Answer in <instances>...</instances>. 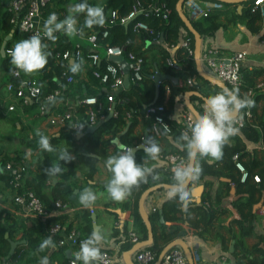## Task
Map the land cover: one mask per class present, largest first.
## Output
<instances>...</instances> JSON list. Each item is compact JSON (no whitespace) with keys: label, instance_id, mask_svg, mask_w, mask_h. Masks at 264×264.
I'll return each instance as SVG.
<instances>
[{"label":"trees","instance_id":"16d2710c","mask_svg":"<svg viewBox=\"0 0 264 264\" xmlns=\"http://www.w3.org/2000/svg\"><path fill=\"white\" fill-rule=\"evenodd\" d=\"M252 1H245L246 6L238 17L245 19L247 30L251 33H258V38L264 42V26L259 24L261 19L264 21V9L260 11L258 6L252 7ZM80 2H83V0H53V2L51 0L52 6L47 3L42 14L46 15L56 6V9H61L64 14L63 16H65L68 13L64 5ZM135 2L143 10L135 13L126 24L119 23L117 18L111 22L109 21L111 10L115 11L117 17L123 16L130 12ZM160 2H163L165 7L170 10L166 19L161 18L160 15H154L150 9L151 6H155ZM175 2L176 0H87V3L90 5L103 7L106 20L103 27L95 26L91 29L85 27L83 33L93 32L95 43L103 49L107 45H120L124 56L128 51L141 56V79L136 82L129 81L125 88L118 89L116 94H114L113 101L117 100V112L114 116L109 117L107 120H103V118L99 119L94 129L86 130L80 136L68 129H59L56 133L49 136L52 145L57 151L45 152L40 149L39 154L35 158L38 162L39 170L29 175H27L26 164L20 191L25 190L33 193L38 198L45 213L43 215L27 213L21 217H13L3 209H0V259L6 261V264H19L22 260L26 264L40 263L39 258L44 256L50 247L40 250L39 246L43 239L48 236H52L55 247L64 246L65 243L57 245V241L73 228L66 214L55 213L54 202L58 200L63 206L69 205L73 201L70 196L73 194L75 188H79L80 191L76 175L78 164L82 166L83 179L85 181L92 180V175L96 171L97 161L99 158L106 156L105 149L100 146V136L106 131L114 132L123 123L122 114L128 113L130 116H133L139 110L144 111L143 105H147L151 101L154 93V80L152 78L154 70L160 73L172 74L183 82L186 78H191L192 80L191 86H187L184 83L172 85L168 80L159 82L158 93L154 103L163 101L164 86H168V94L164 103V112L167 114L172 111L176 101L182 102V94L185 90H197L201 95L206 97L220 90V88L208 83L196 74L191 53L188 54L184 48L177 49V51H180L178 56L181 69L179 71H173L164 64V58L169 53L162 43L176 44V41L181 37V29L185 30L184 35H182L183 39L187 40L189 48L192 49V35L186 30L176 14L174 9ZM187 4V0H183L181 8L192 28L200 36V53H202V42L206 38H209L216 29L224 27L225 24L218 20L220 12L216 7L210 8L205 15H193ZM20 11H22V8ZM56 13L57 15L60 14L59 11ZM9 16L10 11L8 10L6 0H0V45L4 37L8 36L4 41L3 49L13 48L18 41L28 38L17 26H13L9 22ZM231 18H234V16L232 15ZM84 19V14L78 15V26H83ZM137 21L144 22L148 28L152 29V33H146L142 29H133L132 25ZM103 31H106L104 36H102ZM56 35L58 39L55 43L48 41L47 38L43 39V42L48 45L51 55L48 57V63L45 68L36 72L34 77L40 88L41 95L57 89V95L64 96L68 95L72 87H80V83L74 84L73 81H65L66 75L70 74L73 78H76L78 73H71L68 59L64 60L59 56V53L64 49L72 48L73 43L70 37L63 33H57ZM160 35L162 36L160 42L155 43ZM136 39H139L137 44H135ZM145 42H149L145 47L146 49H153V52L149 55L144 53L146 51L143 48ZM79 48L82 55L88 52L80 45ZM10 60L9 54L3 53V55H0V89H2L6 81H12L14 84L18 81L16 77L10 75V71L14 67L10 63ZM108 62L110 60L106 56L100 57L94 67L101 71ZM205 71L208 70L205 69ZM88 72V78L94 86L98 88L99 86L103 88L107 87V84L101 83L98 78H95L91 74L90 69H88ZM240 76L241 82L237 87L229 84L227 86L230 89L238 88L242 97L245 96L244 93L248 88L252 89V94L248 96L253 101V105L249 107L251 115L249 118L242 117L241 124L236 125L238 131L230 137L228 143L223 147L221 159H199L202 174L198 180L190 182L188 188L190 191L193 184H203V186L208 185V187L202 190L197 201L191 199L190 194V203L187 211L182 210L181 204L178 201H169L165 198L161 201L158 208L149 213L148 219L152 229V241L145 247L154 253V260L166 242L175 237H182L185 234L182 226L177 223L165 225L159 221V217H161L163 221L179 220L185 223L199 240L207 238L215 240L221 254L225 255V261L229 264H264V229H256L259 216L253 209V205L259 202V207L263 210L262 217L264 216V92L255 88L257 79H261L262 82L264 81V66H254L252 68L240 67ZM85 90V95H96L100 100H104V96L106 95L104 92L94 94L95 89L88 90L86 88ZM175 97L177 98L175 99ZM191 99L197 100V103H193V106L200 114L203 111V100L195 95L191 96ZM258 100H262L263 104L261 111L256 114L255 105ZM45 104L47 105V101ZM182 105L184 110H187L185 105ZM34 107L35 103L29 101L23 106V110H32ZM48 107L51 108L52 105ZM242 111L239 117H241ZM106 112L107 110L103 108L102 113L106 114ZM75 113L81 119L85 116L84 107L79 102L75 105ZM170 133H175L177 137L180 136L175 126H172ZM21 140L25 143V148L30 144V141L26 139ZM61 141L72 149L74 158L66 164L61 161V166L65 167L66 171L52 181L53 178L45 175L43 169L57 161L58 146ZM14 152L12 159L22 158L26 162L27 158L22 150ZM172 152H179L186 159L185 151L177 149ZM88 153H92L96 157L88 155ZM233 154L237 155V160L246 172V176L242 181L239 180L240 172L235 167L231 158ZM5 159H8V156L5 155L0 160V180L7 186L8 176L2 164ZM254 174L258 176V181L252 180V175ZM164 175L165 177L161 175L162 179L158 182H153L149 178L147 183H141L132 190L131 215L135 228L134 232L138 239L146 237V229L137 212V197L148 185L161 182L173 183L172 179H168L165 173ZM208 178L211 179V182H208ZM228 196H231V199H227ZM225 201L229 202L237 213V217L232 219L231 226H225L228 237H224L219 231V228L223 226L221 220L218 224H215V220L218 219L219 214L227 212L224 204ZM124 206H127V203H124ZM82 219L83 225L77 226L73 230L77 237L85 238L91 233L90 218L87 213H83ZM51 222H58L60 225V229L55 233L48 232ZM232 225L235 227L233 228ZM5 232L11 238L13 237L12 233H20L15 248L11 253H9V239L4 236ZM117 234V230L113 229L111 237L115 239ZM249 236L255 238L251 245H247L245 242V239ZM231 240L232 249L229 250V242ZM130 245L129 241L122 243L119 251L127 249ZM55 259L56 251L53 250L47 257V264L65 263L55 261Z\"/></svg>","mask_w":264,"mask_h":264},{"label":"crops","instance_id":"0c3cea01","mask_svg":"<svg viewBox=\"0 0 264 264\" xmlns=\"http://www.w3.org/2000/svg\"><path fill=\"white\" fill-rule=\"evenodd\" d=\"M188 1L189 0H187V2ZM190 1L193 4L194 3L197 4L198 6H208V7L212 6L214 3H217L218 5L216 9L220 12L218 15V20H220L221 23L225 24L224 27L216 29L209 38H206L202 42V47H203L202 52L205 51L206 49H212L215 51L217 55L225 58L229 56L230 53L233 51H244L245 55H244V59L241 61V67L252 68L254 66H261V65L264 66V42L258 38V33H251L247 30V28L245 27V19H241L240 17H238L241 11L246 6L245 1H242L240 3H224L218 0H190ZM49 5L52 6L51 0L49 1ZM70 5L73 4L68 3L64 5L65 9L67 10ZM238 5L239 7H237ZM259 10L260 11L263 10L262 7H260ZM50 11H53L55 13L59 11L60 13L59 14L60 16L58 15L59 18L60 19L64 18L63 16L64 14L62 10L61 9L57 10L56 6H54ZM232 15L234 16V18H231ZM45 19H46V15L43 14L40 17V19H38V25L41 28H43V22ZM259 24L261 26H264L263 19L260 20ZM184 33L185 30L181 29V37L176 41V44L174 45L165 46L164 42L162 43L163 46L167 49L169 55L174 57L176 61L179 63H180V59L178 54H180V51H177V49L183 48L181 43L183 41L182 35H184ZM70 39L73 45L75 43H78L80 46L84 47L87 51L96 52L99 58L106 56L104 53V49L101 46L96 45L95 47H93L90 45V43L87 41L85 37V34L76 35L70 37ZM138 42L139 39H136L135 44H137ZM147 44H149V42H145L143 48H145ZM152 52L153 49H146V51H144L146 55H149ZM68 61L70 64V61L73 60L68 59ZM200 64H201V68L204 71L205 69L208 70L205 72L211 74L209 68L202 60H200ZM120 72L122 74V79H123L124 71L121 66H120ZM88 73H89L88 67L84 64L83 70L77 74V77L74 78L73 81L74 84L80 83V87H76V86L72 87L68 95L55 96V102L53 103H49V101H47L48 106L52 105L50 110L58 111V110H63L64 108L65 109L70 108V110L75 111V105L79 102V100H81L82 97L85 96L84 93L86 91L85 90L86 88L88 90L95 89L94 94H99L101 92L107 94L108 91H105L104 90L105 88H103L102 86H99V88L97 86H94V84L88 78ZM20 74L26 78H34L36 72L32 74H25L21 71ZM257 81L262 82L261 79H257ZM128 82L129 79L125 83L122 80V85L120 88H125L128 85ZM182 83L183 81L177 78V85H180ZM3 89H4V85L1 89V92L4 93ZM259 90H262L264 92V81L262 82V87ZM117 91L118 90L114 89L113 94H116ZM167 94L168 91L164 90V99L162 101L163 103H165ZM191 96L189 97L191 103L192 104L197 103V100L196 99L192 100ZM176 98L177 97H175V99ZM182 104L183 101L182 102L176 101L172 111L168 114L166 113L171 123H176L180 119L182 113L185 111ZM262 104H263L262 100H258L256 102L255 105L256 114H258L261 111ZM15 105H16L15 109L12 111L11 110L8 111L6 108L2 109L4 111L2 113L6 114V118H7L6 120H8L7 123L9 124V128L12 130V132H14V137L16 138H12L6 134L1 135L0 157H4L5 155L13 156L15 153L14 151L22 150L27 158L26 160L27 175H29L39 170L38 162L35 160L36 156L40 152V148L38 147L39 137L36 135L37 131H40L47 136H50L56 133L59 130V127L50 125L43 117L39 116L36 113L35 107L32 110L24 111L23 110L24 105H18L17 101H15ZM109 105L111 106V110H107L106 114L102 113L103 120H107L109 117L114 116L117 112L116 99L114 101L112 100L111 102H109ZM143 112L144 111L139 110L133 116H130L128 113L122 114L121 118L123 120V123L120 126H118L114 132L106 131L100 136V146L105 149L106 156L104 158H99V160L97 161L96 171L92 175V180L85 181L83 179L82 166L81 164H78L76 175H77L78 184L80 186V191L79 188L76 187L71 197V199H73L72 203L55 209L56 214L67 215V219L71 222L73 229L76 228L77 226L83 225L82 214L87 213L90 218V223H89L90 230L92 231L94 228L99 227L106 236V243H104L101 250L109 251L113 255L114 257L113 264H124L121 258V252L123 250L119 251V248L122 243L129 241L128 232L135 231L133 225V218L131 215L133 193L126 201L122 203L115 202L108 197L106 191V184L103 183V181L108 176V171L105 167V160L109 155L115 154L118 151L117 144H114L113 142L117 141L119 144H124L132 147L133 145L140 142L141 139L144 140V137L146 135L153 136L160 144L162 148V152H161L160 160L159 161L148 160V166L157 165V171L160 173V175H163V177H165L164 173L166 174L164 170L165 162L163 159V154H165L166 152H172L177 149L178 150L180 149L176 146L177 136L175 133L169 132L159 136L153 135L150 132L148 126L149 121L147 117L144 116ZM77 118L80 117L77 115ZM84 129L82 130V132L77 133V135L80 136L83 132H85ZM21 139H26L27 141H30V144L25 148L24 145L25 143ZM2 140L5 141V143H2ZM13 141H15L16 143L15 146L13 148L8 149L7 147L9 146V143L11 144ZM64 148H67L69 153L74 158L72 149L69 146L65 145L63 141H61V143L58 146V151ZM88 155L95 156L92 153H88ZM144 157H145V153L143 152L142 148L135 150V159L138 164L143 163ZM209 181L211 182L210 178H208V182ZM198 185L201 186L198 194V198H199L202 190L207 189L208 185L206 186L205 185L203 186V184H198ZM198 185L193 184L191 188ZM85 187H91L97 196L95 203L88 208H84L79 203L78 193L81 192ZM166 191L167 188L159 187L145 196L143 200V208L148 215L155 208H158L161 201L166 198L165 196ZM191 199L196 201L195 197L192 195H191ZM227 199H231V196H228ZM124 203H127V206H124ZM224 204L227 209V212L219 214L218 219L215 220V224H218V222L221 220L223 226L219 228V231L224 237H228V232L226 231L225 226L226 225H229V227L231 226L230 224L232 223V219L237 217V213L229 204V202L225 201ZM136 206H137V200H136ZM259 206H257L255 209L256 213L259 216L256 229L263 230L264 216L262 217V213L259 212ZM0 209H3L5 212H7L10 216L13 217H21L23 215L19 205L15 204L11 200V191L7 186H5L1 182V180H0ZM90 214L94 215L95 226H92V219L90 217ZM159 221H160V217H159ZM163 223L165 225L177 223L184 228L185 234L180 238H182L185 244L189 247L195 264L210 263L214 261L219 255H221L220 248L215 240L209 238L204 240H199L197 236H195L191 232V230H189V228L185 223L179 220L163 221ZM232 227L234 228L235 226L232 225ZM113 229H116L118 232L115 239L111 237V232ZM19 235H20L19 232L12 233L13 237L11 238L8 237L7 232L4 233V236L8 237L9 239L8 241L10 242L11 241L16 242L17 239L19 238ZM254 240L255 238L253 236H249L245 239V242L247 245H251L254 242ZM10 242H9V251H10ZM231 244H232V240L229 242V246ZM79 249L80 247L78 246L65 243L64 246L50 247L48 252L41 257H46L47 259L51 251L55 250L56 251L55 261L66 262L68 259L71 258L77 260L78 264H82V261L78 260L76 256V253L79 251ZM129 257L131 258L134 264H140L139 262L133 259L132 253L130 254ZM6 263H7L6 261L0 259V264H6ZM19 264H26V263L24 262V260H22Z\"/></svg>","mask_w":264,"mask_h":264},{"label":"built area","instance_id":"2783aa9c","mask_svg":"<svg viewBox=\"0 0 264 264\" xmlns=\"http://www.w3.org/2000/svg\"><path fill=\"white\" fill-rule=\"evenodd\" d=\"M50 0H6L8 10L10 11L9 22L13 26L24 32L28 37L36 32H40L43 37V28L38 25V19L42 16L43 9ZM191 13L193 15H205L210 7H217V3L212 6H198L193 4L190 0L187 2ZM197 5V6H196ZM259 6L264 8V0H253L252 7ZM22 8V11L20 9ZM154 15H157L163 19H166L169 14V8L165 7L163 2L150 8ZM143 8L135 2L132 5V9L126 15L117 17L115 11L111 10L109 13V21H113L117 18L119 23H125L137 12H141ZM46 14V18L50 13ZM133 29H142L146 33H152V29L148 28L147 25L142 21H137L132 25ZM84 34V33H83ZM106 34L103 31L102 36ZM85 37L91 46L95 47V35L93 32L85 33ZM44 39V38H43ZM165 46H171V44L165 43ZM181 45L187 51L188 54L191 53V48L188 46L187 40L183 39ZM12 47L4 49V54H9ZM104 53L108 57L109 55H122L127 62L128 79L131 82H136L141 79V64L142 58L139 55L128 51L126 55H123V49L120 45H107L104 48ZM244 51H233L227 57L219 56L212 49H206L200 54V60H202L210 70L212 76L220 79L221 81L229 84L231 86L237 87L241 82L240 67L241 61L244 59ZM59 56L66 60H77L79 61L83 58L85 65L90 69L91 74L98 78L101 83L107 84L104 89L108 93L104 96V100H100L96 95H85L79 100L84 107V118H77V114L73 110L63 109L58 111H52L45 104L50 98L58 94V90L55 89L49 93L41 95L40 88L37 85L35 78L20 77L17 75V69L14 67L10 71V75L18 79L17 83L14 84L12 81H6L4 84V97L2 102L6 103L5 108L8 111L15 109V101L18 105H26L29 101L35 103L36 113L43 117L50 125L59 127V129H68L73 133H80L86 126H95L96 122L102 118V109L111 110L109 102L113 100V90L120 89L122 85V74L120 72V66L118 63L112 61L106 63L104 68L99 71L94 66L98 62L99 56L94 51H88L85 55H82L79 48V44L75 43L72 48L64 49ZM164 64L172 69L173 71H179L180 63L176 61L171 55H167L164 58ZM66 82L74 81V78L69 74L65 77ZM187 86L192 85L191 78H186L183 82ZM262 87V82L256 81L255 88L260 89ZM164 90L168 91V86H164ZM214 94V93H213ZM252 94V89L248 88L244 95L247 97ZM105 104V105H104ZM165 106L163 102L147 104L144 108V116L149 119V129L150 132L159 136L162 134L169 133L172 126L178 130L181 134L187 131L189 123L194 120L192 113L185 110L180 119L176 123H171L164 112ZM251 112L249 108H245L242 111L241 117L237 118V125L241 124L242 117L249 118ZM78 125H83L82 129H78ZM142 140V139H141ZM140 140V141H141ZM128 146V145H127ZM8 156V155H6ZM232 160L235 167L239 170L240 176L239 180L242 181L246 172L242 167L241 163L237 160V155H232ZM2 157H0V160ZM164 159V170L168 178L172 179V169L185 160L184 156L179 152H166L163 154ZM3 169L5 170L7 179V187L11 191V200L15 204L19 205L22 210V214L35 213L43 215L44 209L39 202L38 198L33 195L30 191L21 190L23 174L26 169V162L22 159H12V156H8L3 162ZM252 180L258 181L257 175H252ZM55 209L62 207L63 204L56 200L54 202ZM154 209V208H152ZM262 209L259 207V212L262 213ZM60 229L58 222H51L49 224L48 232L55 233ZM82 237H77L74 230L70 229L64 236H62L58 241L57 245H62L63 243H69L80 247L81 243L86 239ZM128 240L130 243H134L138 240L137 235L134 231L128 232ZM103 254V260L100 264H113V255L106 250H101ZM133 259L140 264H152L154 262V253L141 246L132 252ZM225 255H219L214 261L205 264H225ZM42 264V263H38ZM64 264H78L75 259H68ZM161 264H186L185 257L182 249L179 246H174L167 250L161 259Z\"/></svg>","mask_w":264,"mask_h":264},{"label":"clouds","instance_id":"9594fccd","mask_svg":"<svg viewBox=\"0 0 264 264\" xmlns=\"http://www.w3.org/2000/svg\"><path fill=\"white\" fill-rule=\"evenodd\" d=\"M67 15L60 19L57 13L52 12L43 22V37L40 32H36L26 39L18 41L9 51L10 63L17 71L25 74H32L45 68L51 52L48 45L43 42V38L55 43L58 39L57 33L73 37L82 35L83 29L95 26L103 27L105 24V14L103 7L90 5L87 0L70 5ZM84 14L83 26L80 27L78 15ZM84 60L70 61L69 70L77 74L83 70ZM55 102V97L50 98L49 103ZM253 105V101L245 96H241L238 88H221L219 91L207 96L203 102V111L192 120L187 128L176 139V146L186 152V159L172 169L173 183L167 186L166 199L178 201L182 210L187 211L190 203V191L188 184L199 179L202 168L199 159L209 158L219 160L223 155V147L228 143L231 136L237 131V118L241 111ZM82 129L83 125L74 126ZM36 135L39 137L38 147L45 152H56L52 145L51 138L40 131ZM118 151L109 155L105 160V167L110 173V179L106 183L108 197L115 202H124L132 194L134 187L141 183H147L151 178L153 182L162 179L157 171V165L148 166V160L159 161L162 148L158 141L151 135H146L141 145L145 157L142 164H138L135 159V150L127 145L119 144ZM73 159L67 148L61 149L58 153L57 161L49 167L44 168L45 175L56 178L66 171L61 166ZM79 203L88 208L97 199L96 193L91 187H85L78 193ZM106 243V236L99 227L94 228L90 235L81 243L79 251L76 253L77 259L82 264H100L103 260L101 248ZM55 247L52 236L43 239L40 250Z\"/></svg>","mask_w":264,"mask_h":264},{"label":"water","instance_id":"95a60500","mask_svg":"<svg viewBox=\"0 0 264 264\" xmlns=\"http://www.w3.org/2000/svg\"><path fill=\"white\" fill-rule=\"evenodd\" d=\"M220 2H224V3H240L242 1H247V0H218ZM183 0H176L175 5H174V9L176 11V14L178 15V17L180 18V20L182 21L184 27L186 28L187 31H189L192 35V50H191V57L194 61V67H195V71L196 74L202 78L203 80H206L208 83L215 85L218 88H223L225 86H227V84L223 81H221L220 79L212 76L211 74L205 72L202 68H201V64H200V36L197 33V31H195L188 18L184 15L182 8H181V4H182ZM239 7V5L237 6ZM264 9V8H263ZM8 36H5L4 39L1 42L0 45V55H3L4 53V49H3V44L5 39H7ZM162 36L160 35L159 38L155 41V43H159L161 40ZM109 60L114 62V63H118L124 71V76H123V82H127L128 81V70L126 68L127 62L125 60V58L122 55H109L108 56ZM152 78L155 82L154 84V94L153 97L151 99V101L148 104H152L155 102L156 97H157V93H158V84L159 82L163 81V80H168L171 84L176 85L177 84V78L176 76L169 74V73H160L159 71L155 70V72L152 75ZM228 87V86H227ZM229 88V87H228ZM191 95H195L197 97H200L203 102L204 99L206 98V96L201 95L197 90H193V89H188L185 90L182 94V101L183 104L185 105V107L187 108L188 111H190L193 115L194 118H196V116L199 115V112L196 110V108L193 106V104L191 103L189 97ZM146 104L143 105V107L145 108ZM95 126H86L85 127V131L86 130H91L94 129ZM143 144V140H141L140 142H138L137 144L133 145L132 148L134 150L142 148L141 145ZM110 179V173L108 172V176L107 178L103 181L104 184L107 183V181ZM55 179L53 178L52 181H54ZM171 184V183H155L152 185H148L147 187H145L140 194L138 195L137 198V212L144 224V227L146 229V237L144 239H139L136 242L132 243L130 245L129 248L123 250L121 252V258L124 264H134L131 260V258L129 257L130 254L135 251L136 249H138L141 246H146L149 245L152 241V229L149 223V219H148V214L146 213V211L143 208V200L145 198V196L150 193L151 191L159 188V187H165L167 188V186ZM201 186H194L193 188H191L190 193L192 196L195 197L196 201L198 200V194L200 191ZM72 197V195L70 196V198ZM259 206V203L253 205V209L255 210L256 207ZM90 217L92 219V226H95L94 224V215L90 214ZM160 222H163L162 218L160 217ZM10 242V241H9ZM16 245V242L11 241L10 242V251H13L14 246ZM178 245L184 254L185 257V261L186 264H195L193 257L191 255V251L189 249V247L185 244V242L183 241L182 238L180 237H175L171 240H169L168 242H166L161 249L159 250L154 262L152 264H161V259L162 256L164 255V253L169 250L170 248L174 247ZM232 249V245L229 246V250ZM42 264H46L47 263V259L46 257H40L39 258ZM225 264H229L228 262H226Z\"/></svg>","mask_w":264,"mask_h":264},{"label":"rangeland","instance_id":"374dc122","mask_svg":"<svg viewBox=\"0 0 264 264\" xmlns=\"http://www.w3.org/2000/svg\"><path fill=\"white\" fill-rule=\"evenodd\" d=\"M3 91H4V89H3ZM4 93H5V91H4ZM4 93L1 92V89H0V138H1V135H5V134L12 137V138H16V137H14V132H12V130L9 128V124L7 123L8 120H6L7 119L6 114L2 113V112H4L2 109H4L6 106V103L2 102V97H3ZM2 143H5V141L2 140ZM15 144H16L15 141H13L11 144L9 143V146L7 148L8 149L13 148L15 146Z\"/></svg>","mask_w":264,"mask_h":264}]
</instances>
